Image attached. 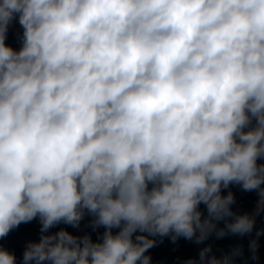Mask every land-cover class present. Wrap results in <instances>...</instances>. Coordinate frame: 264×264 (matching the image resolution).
<instances>
[{"label": "clouds", "instance_id": "clouds-1", "mask_svg": "<svg viewBox=\"0 0 264 264\" xmlns=\"http://www.w3.org/2000/svg\"><path fill=\"white\" fill-rule=\"evenodd\" d=\"M261 159L264 0H0V238L41 223L23 264H150L149 237L249 234ZM232 184L254 214L232 211ZM86 213L98 242L46 234ZM211 251L185 264H230Z\"/></svg>", "mask_w": 264, "mask_h": 264}]
</instances>
